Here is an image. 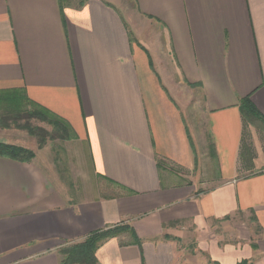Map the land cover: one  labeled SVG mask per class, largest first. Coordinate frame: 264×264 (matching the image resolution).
<instances>
[{
  "label": "crops",
  "instance_id": "0c3cea01",
  "mask_svg": "<svg viewBox=\"0 0 264 264\" xmlns=\"http://www.w3.org/2000/svg\"><path fill=\"white\" fill-rule=\"evenodd\" d=\"M0 93L65 129L0 155V264H83L119 225L97 264L253 254L218 235H264V0H0Z\"/></svg>",
  "mask_w": 264,
  "mask_h": 264
},
{
  "label": "rangeland",
  "instance_id": "374dc122",
  "mask_svg": "<svg viewBox=\"0 0 264 264\" xmlns=\"http://www.w3.org/2000/svg\"><path fill=\"white\" fill-rule=\"evenodd\" d=\"M18 96L19 94L15 96H0V142L20 147L23 144L30 147L35 145V138H44L45 143L57 139V132L53 129V126L40 120L38 117L32 116L31 113L34 111L32 110L34 108H30L28 107V104L21 102V97ZM14 107H17V109L14 110ZM257 138H259L257 140L258 150L263 152L264 133H262L261 129H259L257 132ZM261 157L262 156H260V158ZM79 172L81 173L80 170ZM76 176L80 177V174H76ZM88 191L92 192V189L89 188ZM250 214L251 217L248 221L250 226L248 237L243 238L244 240H239V236L236 235V232L233 230V233H235L234 235L226 233V235H218V239L220 240L219 242H229L231 239H234L235 241H238L235 242L232 240L234 243H238L241 246H250L251 249L253 248V254H251L249 258L241 259V261L246 259L248 260V264H254V261L257 260L258 255L260 258L262 257V254L259 253L260 250L256 240L260 238L264 239V235H262L263 228H261L260 224L257 222V219L254 218L252 212H250ZM237 216L242 218L241 214H237ZM239 222L242 221L240 219L231 221V223H235V226L238 225ZM243 222L245 224L247 223L246 220ZM182 251L183 250L180 249L179 252H186L187 248L186 251Z\"/></svg>",
  "mask_w": 264,
  "mask_h": 264
},
{
  "label": "trees",
  "instance_id": "16d2710c",
  "mask_svg": "<svg viewBox=\"0 0 264 264\" xmlns=\"http://www.w3.org/2000/svg\"><path fill=\"white\" fill-rule=\"evenodd\" d=\"M3 93H0V96ZM241 107L246 110V114L253 112L252 104L250 97H246L243 99ZM17 107H14L16 110ZM32 116L38 117L40 120L45 121L48 120L49 115L44 111V109H35L32 111ZM50 123L52 121L48 120ZM58 128L64 129V126L61 122L55 121L53 123ZM0 155L6 156L16 160H29L33 157V152L27 148L7 144L4 142H0ZM255 218V217H254ZM124 227L122 225L112 227L110 229L96 231L89 235L87 238L84 239L82 242H78L71 247H67L64 249V254L67 260L72 261H80L83 264H97V259L95 257V251L100 241L116 236L119 232L122 231ZM209 264H219L216 261H211ZM238 264H248V260H242Z\"/></svg>",
  "mask_w": 264,
  "mask_h": 264
}]
</instances>
